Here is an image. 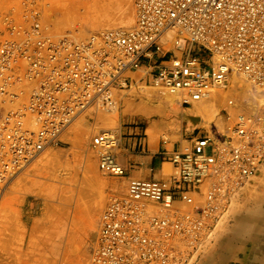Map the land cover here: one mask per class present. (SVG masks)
<instances>
[{"label": "built area", "instance_id": "1", "mask_svg": "<svg viewBox=\"0 0 264 264\" xmlns=\"http://www.w3.org/2000/svg\"><path fill=\"white\" fill-rule=\"evenodd\" d=\"M41 2L21 0L20 10L0 13V98L15 105L0 121V200L13 175L57 144L78 115L113 108L117 91L136 81L180 93L185 107L227 83L232 70L264 88V0H136L133 29L82 41L48 35ZM168 32H175L171 46ZM263 124L262 114L243 115L232 135L203 133L183 149H164L175 175L112 199L91 264H188L205 226L227 210L220 196L264 163ZM118 142L110 131L93 138L101 172L124 178Z\"/></svg>", "mask_w": 264, "mask_h": 264}, {"label": "rangeland", "instance_id": "2", "mask_svg": "<svg viewBox=\"0 0 264 264\" xmlns=\"http://www.w3.org/2000/svg\"><path fill=\"white\" fill-rule=\"evenodd\" d=\"M99 1L103 3L108 2V0ZM16 2V0H0V13L6 14L8 7ZM53 2L54 0H44L45 10L42 16L44 23L53 36L62 37L68 34L74 39H82L104 28V26L86 25L79 17L83 10L84 2H82V0H69L68 5H66L68 8L66 9L71 11L72 17L69 15L70 13L67 14V17L65 16L67 27L65 25L62 31H58L57 28L54 27L53 21L55 18L62 19V13L59 12L60 10H56L57 6L55 2ZM130 10L134 15V0H130ZM68 22L70 24H68ZM78 35L80 36L78 37ZM152 88L153 87L150 86L144 87L137 85L125 93L126 95H122L118 102L119 104H123L121 106L122 109L127 102L130 112H128L126 116L120 114L116 123L112 122L109 123V125L99 126L94 125V130L84 135L80 134L77 128L74 129L73 126L70 127L62 136L61 141L52 146L36 161H33L14 179L15 181L13 180V182H11L12 184L10 183L0 200V210L6 209L8 214L9 212L10 214L12 213L11 215L6 213L8 216L6 219H8L7 221H9V223L11 219L13 220V217H16V215L18 216L14 218V226V222L12 221L13 223L11 222L12 224L10 223V226L9 223H7V226L0 230L4 231L1 232L2 235L0 233V264H50L42 256V254L49 249L48 244L46 246L44 240L50 235H58L59 230L61 232L65 229H68L67 235L70 234L72 237V244L68 250L69 257L65 264H89L90 256L97 246L101 216L108 203L127 187V175L124 178H117L103 174L99 171L98 167L95 169V164L98 166V154L91 146V139L96 133L106 129L119 136V134L124 131H132V136L138 137L139 139L138 145H140L141 151L144 149L145 152L148 153L153 150L154 145L156 149L158 147L161 148L158 156L161 157L160 160L162 162H164L161 155L164 151V145L169 151L179 150L182 145L184 146V144H186V142L183 143L184 141H187V144H189L193 138L203 133L204 135L206 134V127L200 126L194 131V127H189L188 122L185 121L182 128L176 131L173 130V132L168 135V138L164 137V135H167L169 132L162 129L160 134L154 139L155 142L152 148H150L149 143L151 145L153 141H149L146 135V122L141 116L134 115L133 110L136 105L144 103V93L154 90ZM150 105L155 107L158 103L155 102ZM183 107L188 108L190 106ZM164 111L166 110L164 109ZM89 113L90 112L87 113V116ZM3 114L4 108L0 102V118ZM93 122H95V118ZM210 128L213 134H218L219 132L227 133L218 130L214 123L210 124ZM114 153L116 156L119 155L120 147L117 151L114 149ZM47 155H49V157L42 162V158L44 159ZM88 155H92L91 161L93 163L89 160ZM39 160L41 162H39ZM60 167L66 171V176L62 178L58 176V168ZM164 172L167 179L173 174L175 175V170L170 162L164 164ZM99 180L111 181L115 183V185L109 187L102 186L104 188L102 190V187L99 185ZM257 183L258 185H255L254 189L257 187L259 189H264V182L261 183L258 179ZM100 192L104 193V201L94 218V226L88 229L87 219L89 208L98 201L97 199H99L98 195ZM258 193L259 192H257L256 197H258L260 201L263 200L261 201L262 203L260 202L262 207L260 210L264 213V192L261 195H258ZM245 197L248 201L252 200L249 195V198L247 196ZM245 202L246 200L240 196L236 201L234 199L232 201L229 199L228 205L234 204L232 209L229 208L228 210L227 207V210L222 213L221 216L227 217L222 219L224 221L219 225H216L217 223L214 225L211 235H216L212 237L215 240L209 237V242H205V245L210 244V246H216V239L220 237V235L226 236V233L230 234L229 230L233 226L230 228L228 225L231 221L232 223L234 222L232 219L233 216L240 214V210H242L241 207ZM9 216L11 217L10 220ZM56 228H59V230ZM5 230L7 231L5 232ZM9 230L10 232H8ZM11 230H13L12 232L14 235L11 233ZM5 234L7 235L6 238H4ZM247 239V234L236 235L234 243L235 249L230 259L226 258L222 261L219 255L215 258V264L246 263V258H248L249 251H251V245L249 243L246 244ZM36 242L41 243L37 250ZM20 244H22V246H20ZM203 260L199 264H201Z\"/></svg>", "mask_w": 264, "mask_h": 264}, {"label": "bare ground", "instance_id": "3", "mask_svg": "<svg viewBox=\"0 0 264 264\" xmlns=\"http://www.w3.org/2000/svg\"><path fill=\"white\" fill-rule=\"evenodd\" d=\"M16 1H17L16 3L8 7L6 14H10L15 6L17 10H20L21 0H16ZM68 1L69 0H54L55 5L57 6L56 10H60L59 12L62 13V19L55 18V20L53 21L54 27L57 28L58 31H62L64 29V26L66 25L65 16L67 17V14L70 13L69 15H71L72 17L71 11H68L66 9L68 8L66 6L68 5ZM82 2H84V7L79 16L82 19V21H84V23L88 26L89 25L90 26L92 25L104 26V28L101 31L92 33L89 36L93 34H98L101 32L104 33L107 31L131 30L136 25V0H134V15L132 11L130 10V0H108L107 3H103L99 0H82ZM40 8H41L42 16H43L44 10H45L44 0H42V2L40 3ZM42 16H41V21L44 27L46 28L47 34L52 36L53 38H59V37L53 36L49 32V29L44 23ZM68 24L70 23L68 22ZM125 27H128V28H125ZM174 35H175V32L167 33L166 40L170 42L169 46L172 45V38ZM79 36L80 35H78V37ZM89 36L82 38V39H75V40L82 41L88 38ZM239 71L232 70L229 74L227 83H225L219 88L211 90L210 93L205 98L192 101L191 105H189L190 107L188 108L183 107L184 97L180 93L176 92L172 94L166 90L158 89L151 85H147L145 83H137L136 81L129 90H126V91L118 90L117 91V103L113 108L103 109V108L92 107L90 110L86 111L85 113H81L80 115H78L72 121V123L63 131V133L59 137L60 138L59 141H61L62 136L72 126L74 127V129L77 128L80 134L84 135L87 132H92L95 127L94 125L99 126V125H107V124L109 125V123H112V122L116 123L117 122L116 120L120 114H122V116L128 115V112H130L128 110L129 104L126 102L125 107L122 109L121 106L123 104H119L118 101L122 95H126L125 93H127L134 86H137V85L144 86V87L150 86V87H153L152 89H154L150 92L146 91L143 95L144 97L142 96L144 99V103L140 105H136L133 110L134 115L141 116L145 120L146 125H147L145 131H146V135L149 141H153L156 138V136L160 134L162 129H164L166 132H169L167 135H164V137L168 138V135L171 134L173 130L174 131L180 130L185 121L188 122L189 127L191 126L194 127L193 129L194 131L197 127H200V126L206 127L207 129L205 133L207 132L206 134H208V136H211L214 139L216 138V136H214L210 128L211 123H214L215 126L218 128V130L222 132H227L226 134L232 135L233 133L231 132L233 131L235 124L238 121L240 116L245 115L250 118H253L259 114L264 115V88H262L257 81L254 82L251 79H248L245 76H243L246 74L245 71L240 70V69ZM132 76H134L133 73H132ZM23 86L27 90L30 88L29 83H24ZM0 102L4 108V114L0 118V121H1L3 116L6 114V112L9 109H11L12 106H15V105H12L10 103H4L1 98H0ZM155 102H157L158 105H156L155 107H152L150 104L155 103ZM164 109L168 112V114L166 111H164ZM88 112L90 113L87 116ZM94 118H95V122H93ZM248 125H250L248 127L249 130H254L255 122H253L252 119L249 121ZM102 131H107V130L103 129L100 132ZM98 133H96L92 137L91 146L93 147L94 150L97 151V154H98V166L95 164V169H97L98 167L99 171H101L99 168V151L93 146V138ZM185 142L187 144V141H184L183 143ZM186 144H184V146H186ZM54 145H56V143L46 148L42 153L37 155L35 158L31 159L24 166L22 170L15 173L13 177L7 183L6 188H8L10 183L13 182V180L17 178L18 175H20V173H22L33 161H36L38 158H40L47 150H49ZM184 146H182L181 148L183 149ZM118 148H119V145L117 144L116 147H114V149L117 151ZM48 157L49 155H47L44 159L42 158V160L41 159L40 160L43 162V160H45ZM88 158L91 161L92 155H88ZM40 160L39 162H41ZM93 167H94V164H93ZM58 176L61 178L66 176V171H64V169H62L61 167L58 168ZM206 178L207 179L202 183L201 193L204 192L203 186L209 185L208 182L206 181H209L213 177L208 176ZM164 179H167V177ZM258 179L260 180L261 183L264 182V163L260 164L259 167L257 168L256 173H254L250 177H247V179L242 184L240 183L234 184V182L230 183L227 196L225 197L223 194L220 196L221 203L227 206L229 210V208L232 209L234 205L233 204L234 201L232 204L228 205L229 199L231 201L233 199L236 201L237 198L240 196V197H243L244 200H246L245 204H243V206L241 207L242 210H240V214L233 216L232 219L234 220V222L232 223L231 221L228 225L230 226V228L231 226H233L229 230L230 234L226 233V236L220 235V237L216 239V242H217L216 246L211 245L212 246L211 247L210 244L205 245V242H209V237L212 238L216 236V235H211L214 225L216 223H217L216 225H219L220 223H222V221H224L222 219H225V217L227 216H220V218L217 220L209 221V227L211 225V228L207 227V225L205 226L206 230L203 233V235L200 236V241L197 245V248L194 250V253L190 256L188 264H197V262L199 264L203 259L204 260L201 264H215V258L216 256H219V255L221 257L220 260L222 261L223 259H226V258L230 259L231 254L235 249L234 243H235L236 235H240V234L242 235L247 234L248 239L246 241V244L249 243L251 245V251H249L248 258H246L247 261L246 263L243 262V264H264V213L260 210L262 208L260 202L263 200L260 201L258 197H256L257 192H259L258 195L259 194L261 195L264 192V189L263 188L259 189L258 187L254 189V186L258 185L257 183ZM99 185L101 187L102 186L109 187V186L115 185V183L111 181H106V180H99ZM103 187H102V190L104 189ZM131 187L129 188L126 187V189H124L118 195L127 193ZM201 193L196 195L197 199H199L200 201H202V198L204 197V196H201ZM248 195L249 197L252 198V200L248 201L246 199L245 196L248 197ZM98 196H99V199H97L98 201L92 207L89 208V214H88V219H87L88 229L94 226V218L99 208L101 207L102 202L104 201L105 196L103 192H100ZM263 197H264V194H263ZM110 202L108 203V205L110 204ZM108 205L106 206V208L108 207ZM179 206L182 209L188 208V206L185 205L184 203H180ZM105 210L101 216L99 230H98L97 246L95 250L99 246V239H100L101 229H102V217L105 213ZM153 210L155 214H163V215L166 214V212L165 211L162 212V210L159 207H153ZM6 213L8 214V211L6 212V209L0 210V230L1 228H4L5 226H7V223H9V221H7L8 219H6L8 218ZM17 216L18 215H16V217ZM16 217H13V220L11 219V217L9 218V220L11 219L10 220L11 222L12 221L14 222L13 226L15 225L14 218ZM10 223H9V226H10ZM5 229H8V228H5ZM13 230H16V229H13ZM13 230H11V233L14 235V233L12 232ZM57 230H59V228ZM6 231L7 230H5V232ZM1 232H4V231H0V233ZM8 232H10V230ZM67 233H68V229L67 230L65 229L64 231H61V232L59 230L58 235H50L48 238L44 240V243H46V246L48 244L49 249L46 250L45 253L42 254V256L50 264H65L67 262V258L69 257L68 250L70 249L71 244H72V237L70 234L67 235ZM6 234L4 238H6L7 236ZM212 239L215 240L214 238ZM40 245L41 243L36 242V250L38 249V247H40ZM20 246H22V244H20ZM95 250L93 251V253L95 252ZM93 253L90 256L89 264L92 263Z\"/></svg>", "mask_w": 264, "mask_h": 264}, {"label": "crops", "instance_id": "4", "mask_svg": "<svg viewBox=\"0 0 264 264\" xmlns=\"http://www.w3.org/2000/svg\"><path fill=\"white\" fill-rule=\"evenodd\" d=\"M132 134V131H124L120 133L119 136L117 135L119 139L120 154L116 157L127 170V188L147 183L154 179L163 180L166 178L167 176L164 172V164L169 163V161L164 160V162H162L160 160L161 157L158 156V153L161 148L158 147L156 149L155 145L153 146L155 142L153 140L151 145L149 143L150 148L153 146L152 151H149L148 153L145 152L144 149L141 151L139 147L140 145H138V137H133ZM163 149H166L165 145ZM166 150L169 153L175 151Z\"/></svg>", "mask_w": 264, "mask_h": 264}]
</instances>
